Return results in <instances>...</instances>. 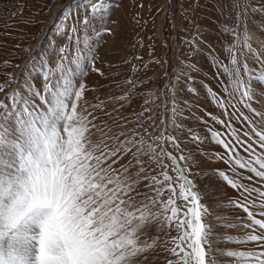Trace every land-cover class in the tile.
<instances>
[{
	"label": "rangeland",
	"instance_id": "374dc122",
	"mask_svg": "<svg viewBox=\"0 0 264 264\" xmlns=\"http://www.w3.org/2000/svg\"><path fill=\"white\" fill-rule=\"evenodd\" d=\"M93 2L0 0V101L10 107L9 96L14 91L26 95L30 88L42 90L43 71L55 68L59 48L68 49L71 58L74 45L69 37L79 35L82 42L86 36L98 71L86 62L87 75L82 78L85 90L78 110L96 126L91 134L93 142L100 138L99 129L105 130L104 138L113 148L134 134H138L137 140L143 137L157 144L162 143L158 137L174 138L178 146L168 143L167 152L186 158L180 164L189 169L187 178L207 209L202 217L209 232L207 264H236L225 255L228 251H260L255 243L226 242L227 237L242 239L251 230L241 227L248 223L247 214L231 206L243 197L218 172L260 191H264V180L238 167L237 176L227 163L229 152L215 142L211 132H218L238 155L249 158L232 133L247 140L244 133L249 125L243 117L257 124L260 117L240 102V94L231 87L221 65L231 67L232 54L227 49L236 44V37L225 28L242 38L246 26L249 43L264 56V0H109L110 9L103 21L97 19L85 29L81 21ZM73 28L78 32L73 33ZM233 52L238 61L247 59L250 68L259 70L253 59L241 56V52L246 53L242 39ZM252 89L253 98L247 103L264 115V81H254ZM253 147L257 154L264 153L258 145ZM138 158L143 161L142 176L162 179L159 174L164 169L149 156ZM129 161L135 163L131 153L121 163ZM139 168L134 166L130 174ZM248 176L252 179H244ZM144 183L138 191L154 195ZM251 199L259 202L256 193ZM250 210L258 214L264 209ZM177 235L175 229L146 228L141 240H155V246L133 258L132 264H168L176 259L167 251L174 245L165 241Z\"/></svg>",
	"mask_w": 264,
	"mask_h": 264
},
{
	"label": "snow or ice",
	"instance_id": "6c2138e0",
	"mask_svg": "<svg viewBox=\"0 0 264 264\" xmlns=\"http://www.w3.org/2000/svg\"><path fill=\"white\" fill-rule=\"evenodd\" d=\"M109 9V0H95L81 21L84 28L97 19L103 21ZM72 31L77 33L78 29ZM225 32L236 37V44L227 49L232 54L231 67L221 65L223 73L240 94V102L259 116L260 122L243 117L249 125L244 133L247 140L232 133L248 153L247 159L218 132L211 135L229 152L227 163L237 176L238 167L264 180V153L257 154L253 147L255 144L264 149V115L247 103L253 98V82L264 81V56L249 43L246 26L242 38L233 29L225 28ZM69 39L74 45L71 58L68 49L59 48L60 60L55 68L49 66L43 71L42 90L30 88L26 95L14 91L9 96L10 107L0 101V264H132L133 258L155 246V240H141L152 225L157 230L166 227L178 233L165 241L174 245L167 251L176 257L168 264H207L209 232L202 220L207 209L187 178L189 169L180 164L186 158L167 152L168 143L178 146L175 139L158 137L162 143L157 144L143 137L137 140L138 134H134L113 148L104 138L105 130L99 129L100 138L93 142L91 134L96 126L78 108L85 90L82 78L87 75L86 62L98 71L92 59L94 49L86 36L82 42L79 35ZM241 39L246 49L241 56L253 59L259 70L250 68L247 59L238 61L233 50ZM218 103L225 107L223 101ZM130 153L135 163H121ZM139 156H149L152 163L164 169L159 174L162 179L142 176ZM136 165H140L139 170L130 174ZM218 175L240 192L243 200L231 206L247 214L248 223L241 227L251 230L242 239L227 237L226 242L255 243L261 249L228 251L225 255L236 264H264V219L256 218L264 217V210L258 214L250 210L264 209V191L249 188L223 171ZM142 181L154 195L138 191ZM253 193L259 197L258 203L251 199Z\"/></svg>",
	"mask_w": 264,
	"mask_h": 264
}]
</instances>
